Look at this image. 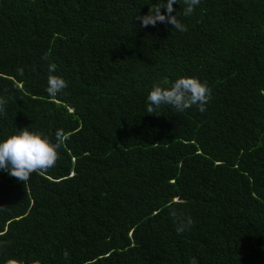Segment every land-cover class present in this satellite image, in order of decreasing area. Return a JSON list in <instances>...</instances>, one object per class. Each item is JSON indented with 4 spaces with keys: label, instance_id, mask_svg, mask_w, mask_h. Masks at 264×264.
Instances as JSON below:
<instances>
[{
    "label": "trees",
    "instance_id": "obj_1",
    "mask_svg": "<svg viewBox=\"0 0 264 264\" xmlns=\"http://www.w3.org/2000/svg\"><path fill=\"white\" fill-rule=\"evenodd\" d=\"M164 2L0 0V141L67 136L44 175L0 170V264H264V0L190 16L180 0L186 32L141 27ZM50 74L68 85L55 97ZM181 76L207 83V110L148 114L153 85Z\"/></svg>",
    "mask_w": 264,
    "mask_h": 264
},
{
    "label": "clouds",
    "instance_id": "obj_2",
    "mask_svg": "<svg viewBox=\"0 0 264 264\" xmlns=\"http://www.w3.org/2000/svg\"><path fill=\"white\" fill-rule=\"evenodd\" d=\"M177 2L180 3V0H167L166 3L149 7L148 14L137 16V20L141 21V27L155 26L157 22H161L171 24L172 28L180 32H186V25L177 19V15H172L173 4ZM183 2L186 5L183 15L190 16L194 7L199 5L201 0H183ZM162 8H166L167 14L161 11ZM17 71L23 74L22 68H18ZM54 71V66L50 65L49 72ZM67 86L66 80L61 76L50 74L47 77L46 92L51 97L63 92ZM210 100L211 89L206 82H201L192 76H181L167 87L160 84L153 85L147 95L146 112L160 114L158 109L163 105L170 106L178 112H184L196 106L203 113L207 110L205 106ZM6 104L7 100L0 97V113L5 111ZM55 138V143H53L42 134L29 131L27 128L10 135L0 141V170L6 171L10 176L24 183L30 179L33 173L44 175L49 169L56 166L59 159L58 149L62 147L67 136L63 129H57ZM169 215L176 224L178 234L189 230L193 225L192 217L184 215L176 207L170 206ZM189 264H196L195 258L190 260Z\"/></svg>",
    "mask_w": 264,
    "mask_h": 264
}]
</instances>
